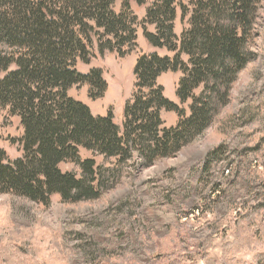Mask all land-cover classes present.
<instances>
[{"label":"trees","instance_id":"obj_1","mask_svg":"<svg viewBox=\"0 0 264 264\" xmlns=\"http://www.w3.org/2000/svg\"><path fill=\"white\" fill-rule=\"evenodd\" d=\"M116 1L0 0V107L18 116L23 127V135L12 140L21 157L9 160L0 147V194L45 204L53 195L71 203L98 199L136 156L147 164L172 156L204 133L230 103L234 84L255 58L250 39L262 0H156L145 18L155 32L144 26L145 38L176 54L152 53L137 60L135 92L123 108L122 126L111 110L94 115L70 96L78 84L89 86L93 100L107 91L101 69L83 73L77 68L79 61L91 63L94 39L101 55L115 51L124 57L137 47L130 2L144 5L147 0H123L120 12L114 9ZM177 7L183 16L190 14L180 40L174 26ZM170 70L184 73L177 95L191 101L189 115L158 83ZM163 110L178 112L176 126L164 125ZM80 149L114 162L98 165L83 159ZM65 161L80 171H63ZM261 181L255 209L264 213V177Z\"/></svg>","mask_w":264,"mask_h":264},{"label":"rangeland","instance_id":"obj_2","mask_svg":"<svg viewBox=\"0 0 264 264\" xmlns=\"http://www.w3.org/2000/svg\"><path fill=\"white\" fill-rule=\"evenodd\" d=\"M131 1L136 17V49L99 54L97 40L90 64L79 61L83 73L101 69L108 84L93 100L87 84L74 85L69 95L87 104L94 115L114 113L122 126L123 108L135 92L134 66L143 55L176 52L151 45L144 26L148 8ZM123 0L114 9L122 10ZM177 7L175 33L180 40L189 27ZM255 58L234 84L231 101L217 120L196 140L172 156L147 164L136 156L113 188L100 198L64 202L53 195L37 203L12 193L0 194V264H264V213L255 209L264 177V0L258 4L250 39ZM188 63L189 57L182 53ZM181 70L163 73L164 94L190 114L191 101L177 95ZM166 127L176 126L178 112L162 111ZM23 135L20 118L0 107V147L9 158L22 156L13 139ZM221 150L215 157V148ZM83 159L112 166L114 160L80 149ZM65 172H79L70 161Z\"/></svg>","mask_w":264,"mask_h":264}]
</instances>
